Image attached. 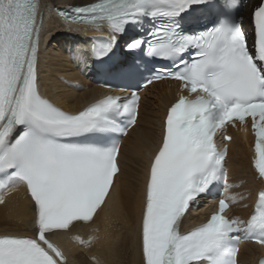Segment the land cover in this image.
<instances>
[{"label": "snow or ice", "instance_id": "1", "mask_svg": "<svg viewBox=\"0 0 264 264\" xmlns=\"http://www.w3.org/2000/svg\"><path fill=\"white\" fill-rule=\"evenodd\" d=\"M238 8L239 0H94L58 10L72 24L112 34L93 45L97 60L112 53L116 34L139 26L147 35L129 36L125 48L131 59L118 71L134 77L148 57L161 58L173 68L149 69L147 82H180L181 94L167 108L161 141L146 173L143 264H238L241 235L264 246V189L247 220L225 215L228 202L221 199L206 222L180 230L191 203L224 178L227 148L218 150L214 136L226 123L244 125L251 118L252 165L264 178V0L252 13L251 46L236 19ZM147 18L150 30L143 29ZM42 26L39 0H0V191L26 187L35 232L0 234V264H67L49 236L69 231L74 222L93 221L120 171L115 137L137 122L136 92L106 95L75 112L41 94ZM199 27L203 30L197 31ZM75 239L91 243V238Z\"/></svg>", "mask_w": 264, "mask_h": 264}, {"label": "bare ground", "instance_id": "2", "mask_svg": "<svg viewBox=\"0 0 264 264\" xmlns=\"http://www.w3.org/2000/svg\"><path fill=\"white\" fill-rule=\"evenodd\" d=\"M94 0H40L43 26L40 38L39 85L43 94L69 111H78L103 95L94 84V67L90 58V40L76 33V25L62 22L53 7L68 4H87ZM260 0H250L246 9ZM248 29L250 24L248 23ZM93 32V31H92ZM127 40V39H126ZM126 43V41L121 42ZM80 85H76L78 83ZM176 83H155L143 93L138 124L124 139L120 150L121 171L105 204L88 225L75 224L69 231L50 235L68 256V264H143L141 251V220L146 173L150 160L161 141L162 124L168 106L179 93ZM235 131L230 143L228 196L231 212L244 217L251 210L259 187L264 180L252 165L253 135ZM0 203V234H34V208L23 184L11 185L2 194ZM206 209L196 206L193 215L205 219ZM194 218V217H193ZM91 238V243L82 244ZM264 249L252 243L243 246L239 254L241 264H259Z\"/></svg>", "mask_w": 264, "mask_h": 264}, {"label": "rangeland", "instance_id": "3", "mask_svg": "<svg viewBox=\"0 0 264 264\" xmlns=\"http://www.w3.org/2000/svg\"><path fill=\"white\" fill-rule=\"evenodd\" d=\"M76 85H80V84H79V82H78V83H76Z\"/></svg>", "mask_w": 264, "mask_h": 264}]
</instances>
